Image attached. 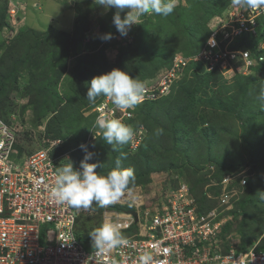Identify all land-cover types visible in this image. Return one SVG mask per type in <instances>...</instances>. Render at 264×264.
Returning <instances> with one entry per match:
<instances>
[{
    "label": "rangeland",
    "instance_id": "374dc122",
    "mask_svg": "<svg viewBox=\"0 0 264 264\" xmlns=\"http://www.w3.org/2000/svg\"><path fill=\"white\" fill-rule=\"evenodd\" d=\"M91 1L79 29L65 35L52 29L40 32V26H33L26 0H0V117L22 125L20 155L33 154L48 140L60 139L63 148L54 154L60 157L63 170L81 181H98V188L80 192L78 232L83 237H102L104 211L128 210L133 200L144 208L161 190L177 188L180 183L195 188L198 197L213 190L217 195L220 187L213 186L223 185L230 175L234 180L227 187L234 192L235 207L228 214L235 216L224 226L225 247L238 242L243 247L249 235L258 239L264 230V165L254 171L252 162H264V71L255 70L244 78L223 73L222 77L201 79L207 73L204 67L186 70L167 96L154 103L128 105L127 110L123 107L116 119L104 123L94 106L102 93L114 85L149 86L159 79L166 64L155 54L166 46L167 53H176V59L194 56H188L192 51L185 41L192 34L185 35V27L205 12L199 15L198 4L208 2ZM259 1L227 0L213 8L210 19L222 17L236 2L241 6ZM45 10L59 11L51 2ZM257 39L259 34L242 38L237 46L253 50ZM152 42L158 44L150 50ZM147 51H152L154 61ZM181 109L186 111L182 122L177 114ZM173 122L197 139L190 136L175 142L178 136L170 129ZM143 126L148 129L145 149H129L131 137ZM233 153H241L247 164L219 177L217 164L239 163L240 157ZM239 172L250 176L251 193L248 185L240 187L235 178ZM153 190L156 192L151 193ZM107 195H120L125 202L104 203ZM216 204L214 201L212 206ZM128 212L134 215L135 211Z\"/></svg>",
    "mask_w": 264,
    "mask_h": 264
},
{
    "label": "built area",
    "instance_id": "2783aa9c",
    "mask_svg": "<svg viewBox=\"0 0 264 264\" xmlns=\"http://www.w3.org/2000/svg\"><path fill=\"white\" fill-rule=\"evenodd\" d=\"M241 4L210 21L207 42L198 54L175 57L149 86L114 87L96 108L99 119L112 122L123 107L167 96L192 64L230 76H250L264 65V36L253 50L237 46L242 38L264 33V0ZM141 128L129 149L141 147L147 132ZM22 131L19 122L0 117V264H264V231L244 250L241 242L225 247L224 226L235 216L228 214L235 207L234 192L227 187L234 180L230 175L223 185L213 186L220 187L217 195L208 191L217 204L205 212L190 187L180 183L161 190L144 208L133 200L128 210L104 211L102 237L85 239L78 232L77 204L80 192L98 188V181H81L63 170L54 154L63 148V140H48L39 151L20 155ZM235 178L240 187L248 183L243 172ZM106 200L125 202L120 195H107ZM128 211H137V222Z\"/></svg>",
    "mask_w": 264,
    "mask_h": 264
},
{
    "label": "trees",
    "instance_id": "16d2710c",
    "mask_svg": "<svg viewBox=\"0 0 264 264\" xmlns=\"http://www.w3.org/2000/svg\"><path fill=\"white\" fill-rule=\"evenodd\" d=\"M229 1V0H228ZM207 2L208 3H206L205 1H204V4H198V6H199V8H198V12H199V15H200V13H201V11L202 12H204V13H202L201 14V16H200V18L199 17H197L196 18V20H195V22L194 23H192V24H189V25H187L186 27H185V35L186 34H188V33H191L192 34V37L190 38V40L188 39L187 41H185L186 43H188V45H189V50L190 51H192V53L190 52L189 53V55L188 56H191V55H196V54H198L200 51H201V49L204 47V45L206 44V42H207V38H208V36H209V33H210V30H209V27H207L208 25H209V22L211 21V17L213 16V14H214V11H213V8L214 7H216L217 5H222V4H226V2H227V0H207ZM209 6H211V9H209ZM147 9H148V7H147ZM191 13L194 15V12H192L191 11ZM205 14V15H204ZM204 15V17L203 18H201L202 16ZM195 17H196V14H195ZM208 19V20H207ZM205 20H207V22H205ZM206 28V29H205ZM207 28H208V30H207ZM264 36V34L263 35H261L260 36V39H262V37ZM198 38H200V39H198ZM161 39V38H160ZM260 39H257L258 41H257V43L260 41ZM157 42H152V43H150L149 45L151 46L150 47V50H153L154 49V47H156L157 46ZM148 52V51H147ZM168 52V47L166 46V49L165 50H162L161 51V54H155V57L157 58V60H160L162 63H164V64H166L165 65V68H168V67H170L171 65H172V63H173V59H174V57H175V55H176V53H172V54H169V53H167ZM149 53V55L152 57L151 58V61H154V54L152 53V51L151 52H148ZM159 61H157V63H158ZM192 66V67H191ZM190 67H191V69L188 67L186 70L187 71H191L192 70V72L193 71H195V69L197 68L198 69V67L199 66H202L203 67V65L202 64H192ZM152 67H157V66H153V65H151V68ZM194 67V68H193ZM164 68V69H165ZM256 70H259V71H261V70H263L264 71V65H261L260 67H258ZM197 71H199V69L197 70ZM202 73V72H201ZM195 75H197L196 76V78L198 79L199 78V75L197 74V73H195ZM217 75L218 76H221V74L220 73H218V72H214V73H205L203 76L204 77H202L201 79H203V78H205V79H208V78H210V77H217ZM254 75V74H253ZM253 75H251L252 77H253ZM237 76H240V77H248V76H241V75H237ZM222 77V76H221ZM184 80H186V77H184ZM183 80V81H184ZM182 81V82H183ZM139 82V81H138ZM181 82V83H182ZM127 84H129V83H127ZM131 84V83H130ZM115 86V85H114ZM114 86H112V87H114ZM111 87V88H112ZM110 88V89H111ZM109 89V90H110ZM109 90H107V91H105L104 93H102V95L100 96V98H102V97H105L106 95H107V92L109 91ZM263 97V95L260 97V99ZM100 98H98V99H100ZM97 99V100H98ZM96 100V101H97ZM154 102H156V101H154ZM154 102H147V103H145V104H148V103H154ZM186 111H187V108L185 109ZM186 111H185V113H186ZM185 113H184V110L183 109H181V110H179L178 112H177V114H178V121H181L182 122V120L184 119L183 117H185ZM174 125V126H173ZM173 125L172 126H170V129H171V133L172 134H175V135H177L178 136V139H175V142H181V141H183V140H187L190 136L191 137H193L192 139H197V137L195 136V134H192L191 132H189V131H187V130H184V129H182L180 126H176L175 124H174V122H173ZM134 127V126H133ZM137 127V126H136ZM110 128H112V127H110ZM131 129H132V126L130 127ZM129 128V129H130ZM147 129V128H146ZM147 132H148V129H147ZM256 132L258 133V134H261L258 130H256ZM183 135L185 136V138L183 137ZM147 136H148V134H147ZM199 137V136H198ZM145 140H146V138H145ZM145 140L143 141V143H142V145H141V147H140V150L141 149H145L144 147L145 146H143L144 145V142H145ZM187 146H190L189 145V143H188V145ZM19 148V147H18ZM236 151H237V153L236 154H238V152H239V149H235ZM144 151V150H143ZM235 153V152H234ZM233 153V156L235 155ZM257 153L256 152H254L252 155L254 156V155H256ZM236 157L237 156H239L240 157V159H239V163L237 162L236 164H231V165H228V167L226 166H222L221 164H217V172H218V176L219 177H221L223 174H226V173H234L235 171H237V170H240V169H242V167H244L246 164H247V161H246V159H244V160H241V153H240V155H235ZM254 160H257V161H255V162H252V165H253V170L254 171H256V169L258 170V166H259V164H260V166H262V165H264V162H262L261 163V159L260 160H258V159H254ZM259 166V167H260ZM201 170V169H200ZM204 178V177H203ZM251 179H252V177H251ZM255 181H256V179H255ZM251 182H254V179H252V181ZM253 189V186H252V184L250 183V179H249V184H248V190H249V192L251 193V190ZM191 190H192V193L194 194V196H196L195 198H196V201H197V203H198V206L200 207V210L201 211H207V210H209V209H211V208H213V204H214V200H211V199H209L208 198V196H207V192L205 193V194H201V197L199 198L197 195H196V192H195V188H191ZM253 196V195H252ZM252 196L251 197H249V203L250 202H252ZM247 200H245L246 202V204H248V201ZM216 202V201H215ZM239 210L241 211L240 212V214H242L243 213V210H242V208H240L239 207ZM120 235H125V234H123V232L122 233H120ZM259 236V235H258ZM101 238V234H97L96 236H91V237H85V239H93V240H98V239H100ZM257 238V236L256 237H254L253 235H249V237H247V238H245V245L242 247V245H241V250H244V249H246L251 243H252V240L253 239H256Z\"/></svg>",
    "mask_w": 264,
    "mask_h": 264
},
{
    "label": "crops",
    "instance_id": "0c3cea01",
    "mask_svg": "<svg viewBox=\"0 0 264 264\" xmlns=\"http://www.w3.org/2000/svg\"><path fill=\"white\" fill-rule=\"evenodd\" d=\"M45 1L46 0H26L29 11L28 21L30 20L33 26H40L42 28L40 32L52 29L57 33L65 35H72L79 29L86 10L90 8L91 3H93L91 0H67V2L66 0H47V2L53 3L54 7L59 10L57 14H53L45 10V5L47 4ZM73 2L78 3H74L73 6H70L69 3ZM96 12L95 10L93 13ZM41 13L43 16L40 15Z\"/></svg>",
    "mask_w": 264,
    "mask_h": 264
},
{
    "label": "clouds",
    "instance_id": "9594fccd",
    "mask_svg": "<svg viewBox=\"0 0 264 264\" xmlns=\"http://www.w3.org/2000/svg\"><path fill=\"white\" fill-rule=\"evenodd\" d=\"M115 87V86H114ZM114 87H112L109 91H108V93L114 88ZM174 87V86H173ZM108 93H107V95H108ZM106 95V96H107ZM106 96L105 97H102V98H100V99H98L96 102H95V104H94V106H95V108H97V106L106 98ZM144 103H146V102H144ZM143 127H145V126H143ZM145 129H146V127H145ZM146 131H147V129H146ZM146 135H147V132H146ZM19 147V146H18ZM129 147V146H128ZM249 179H250V176H248V181H249ZM247 185H248V183H247ZM246 185V186H247ZM264 231V230H263ZM263 233V232H262ZM261 233V234H262ZM261 236V235H260ZM242 245V244H241ZM251 245V244H250Z\"/></svg>",
    "mask_w": 264,
    "mask_h": 264
},
{
    "label": "water",
    "instance_id": "95a60500",
    "mask_svg": "<svg viewBox=\"0 0 264 264\" xmlns=\"http://www.w3.org/2000/svg\"><path fill=\"white\" fill-rule=\"evenodd\" d=\"M133 214L135 215V217H136V220H137V213H135V212H134Z\"/></svg>",
    "mask_w": 264,
    "mask_h": 264
}]
</instances>
